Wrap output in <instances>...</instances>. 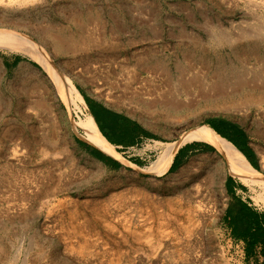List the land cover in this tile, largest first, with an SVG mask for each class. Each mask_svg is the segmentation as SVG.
<instances>
[{
  "label": "rangeland",
  "instance_id": "rangeland-1",
  "mask_svg": "<svg viewBox=\"0 0 264 264\" xmlns=\"http://www.w3.org/2000/svg\"><path fill=\"white\" fill-rule=\"evenodd\" d=\"M0 30L38 43L82 103L38 59L0 46V264H264L260 246L249 253L224 221L227 179L264 211L261 183L251 190L216 149L159 177L145 145L115 157L144 156L143 166L113 169L81 143L96 148L84 96L169 143L224 118L244 130L264 175V105L211 109L241 96L264 101V92L202 98L215 80L239 88L264 79V0H0Z\"/></svg>",
  "mask_w": 264,
  "mask_h": 264
},
{
  "label": "bare ground",
  "instance_id": "bare-ground-1",
  "mask_svg": "<svg viewBox=\"0 0 264 264\" xmlns=\"http://www.w3.org/2000/svg\"><path fill=\"white\" fill-rule=\"evenodd\" d=\"M35 31L41 37L51 42L54 46L56 47L64 46V42L62 41V38L54 34L51 30L47 29V27L46 28L37 27ZM0 46L24 53L26 55L38 59L39 62H41V64L44 66V68L49 72V74L56 80L60 88H62L63 90L62 93H64L65 96H69L70 92L72 93L74 92L76 94L75 98L77 99L78 105L82 104L79 90L77 89L73 81L71 79H69L68 81L65 80L63 77H60L57 71L49 63L48 53H46V51L32 38H29L18 32H14V30L13 31L0 30ZM260 81H261L260 83H255L253 85L239 81V83L241 82L238 85L239 88H236L234 86L228 87L227 82L224 80L221 81L215 80V83L213 84L212 89L209 91V94L203 95L202 98L203 101L209 104L211 99L218 100L224 98L225 100H227L228 98H233L239 95L242 91L246 90L247 88L252 90V92L255 91L264 92V79ZM187 86H188L187 83L183 84L184 89H186ZM239 99L240 100H238L237 104H235L236 102L235 103L221 102L222 104L220 103L217 106L211 104L212 105L211 109L213 111L234 110L240 113L243 111L246 112V110H249V108L252 106H260L262 104L264 105V101L261 98L255 99L254 97L251 96L249 97L241 96ZM85 124L87 131L86 141L100 148L102 147V149L108 153L114 154L115 153L114 148L104 139V137H102L99 134L93 119L91 117H87V119L85 120ZM191 140H199L214 145L218 149V152L227 159L230 166L231 174L239 177L242 181L251 182V185L256 183L254 182V180H257L258 182L261 183L260 189H261V193L264 195V175H262L257 169H255L250 164L248 159L244 156L242 152L238 150L237 147H235L227 139L221 137L214 129L212 130V128L208 125L197 127L187 132L185 135H183L181 137L180 142L171 145L169 150H167L165 154L162 156L158 165L154 169H150L149 171L155 174H163L167 170L178 148L182 144Z\"/></svg>",
  "mask_w": 264,
  "mask_h": 264
},
{
  "label": "trees",
  "instance_id": "trees-1",
  "mask_svg": "<svg viewBox=\"0 0 264 264\" xmlns=\"http://www.w3.org/2000/svg\"><path fill=\"white\" fill-rule=\"evenodd\" d=\"M84 98L91 115L96 118L104 137L113 145L123 146L119 152H124L128 148L135 146L136 142L134 141V137L137 133L147 134L131 119L118 115L105 108H101L102 111H98L94 102L89 97L84 96ZM206 124L210 126L212 130L214 129L221 137L227 139L237 147L254 168H258L256 155L249 145L248 137H246L247 135L244 130H242L237 124L224 118H213L208 120ZM107 128L111 132L110 135L106 132ZM81 143L83 146L87 147L89 152L95 158L104 162L109 167L113 169L122 167V164L118 160L106 156L84 142ZM214 150L215 149L212 146L207 144L193 143L185 146L183 153L187 155L190 151L204 152ZM180 154H182V150L180 151ZM131 159L138 164V159ZM235 184L236 180L233 177L227 179V190L232 198L225 212L224 221L230 229L231 235L235 239L243 240L247 244V250L249 253H252L255 247L260 246L264 258V213H260L255 207L251 206L250 201L245 202L236 196L233 191V186ZM239 186L241 189L245 190L244 186L241 184H239Z\"/></svg>",
  "mask_w": 264,
  "mask_h": 264
},
{
  "label": "crops",
  "instance_id": "crops-1",
  "mask_svg": "<svg viewBox=\"0 0 264 264\" xmlns=\"http://www.w3.org/2000/svg\"><path fill=\"white\" fill-rule=\"evenodd\" d=\"M82 98H83V97H82ZM89 98L94 102V105H95V107L97 108L98 111H102L101 108H105V109H107V110H110V111H112V112L118 114V115H121V116L127 117V118L131 119L132 121H134L135 123H137L138 126H139L141 129H143V130L147 133L146 135H145V134H142V133H137V134L135 135V137H134V141L136 142V143H135V146H132V147L128 148L127 150H131V151L134 150V151H137V148H138L139 146H143V145H145L146 148H145L144 153H143V155H145V159H146V158H149V157L151 158V160L154 159V162L151 163L150 169H154V168L158 165V163H159V161L161 160L162 156L165 154V152H166L167 150H169V148H170L171 145H173V144H177V143L180 142V140H181V137H180V140H179V141H177V142L175 141V142H173V143L159 141L158 139L156 140V137H157V136L154 135V134L151 132L150 129H147V128H146V127H145V126L139 121V120L134 119V118H133L132 116H130L126 111H124V110H120V109H114V108L108 106L105 102H103V101L97 99L96 97H92V96H90ZM90 114H91V113H90ZM85 117H86V119H87V117H91V118L93 119V121H94V123H95V125H96V129L98 130L99 134H100L102 137H104V135L102 134V132H101V130H100V126L98 125V123H97V121H96V118H95L94 116H92V115H86ZM84 128H85V134L87 135L86 124H84ZM106 132H107L109 135L111 134V132H110V130H109L108 128H107ZM104 139H105V140H106V141H107V142H108V143L114 148V151H115L114 154L106 152L105 150L102 149V147L100 148V147H98V146H96V145H94V144H91V143H89V144H91V145H93L94 147H96L95 149H96L97 151L102 152V153L105 154L106 156L118 160V161L122 164V167L127 166L126 162H127V163H134L135 165H138V166H143V163H144V160H145V159L143 158L144 156H142V158H140V157H139V158H138V157L136 158V159L139 160L138 164L135 163V162H133V159H131V158H129V160H127L126 158H123L125 161H122V160H120V159L115 158V157H119V156H120V154L117 152L116 148H117V149H120V148H123V146H122V145H113V144H111V143H110L105 137H104ZM146 141H147V142H146ZM117 142H118V141H117ZM144 143H145V144H144ZM193 143H203V144H207V145H209V146H212L214 149H216V150L218 151V149H217L214 145H212V144H210V143L203 142V141H199V140H191V141H188V142L182 144V145L178 148V150L176 151L175 155L173 156V158H172V160H171V162H170V164H169L167 170H166L163 174H155V173H153V174H154L155 176H159V177H162V176H163V177H164V176H167V175L170 174V173L175 172L177 169H179V168L185 163V161L190 157V155L199 152V151H194V152L190 151L189 154H187V155H186L185 153H183V149L185 148V146L190 145V144H193ZM148 146H151V148H147ZM250 147H251V146H250ZM181 150H182V154H180V151H181ZM239 151H240V150H239ZM204 152H209V151H204ZM240 152H241V151H240ZM89 153H90V152H89ZM90 155H91L95 160L99 161L102 165H104L106 168H110L107 164H105L104 162H102V161H100L99 159L95 158L91 153H90ZM118 155H119V156H118ZM244 156H245V155H244ZM175 161H176V163H175ZM174 163H175V165H174ZM250 164H251V163H250ZM151 173H152V172H151ZM243 182H244L245 184L249 185L250 188H251V190H252L251 182H246V181H243ZM254 182H257V180H254ZM233 191H234V193L236 194V196H238L239 198H241L243 201H245V202L250 201V200H249V196L246 195V193H244L245 190H244V189H241V187L239 186V183H238L237 181H236V184L233 186ZM250 205L253 206V207H255V209L258 210L260 213H264V211L261 210L260 208H258L257 205H256L255 203L250 202Z\"/></svg>",
  "mask_w": 264,
  "mask_h": 264
}]
</instances>
